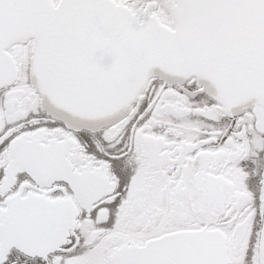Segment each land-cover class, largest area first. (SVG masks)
Returning a JSON list of instances; mask_svg holds the SVG:
<instances>
[{"label": "snow or ice", "instance_id": "6c2138e0", "mask_svg": "<svg viewBox=\"0 0 264 264\" xmlns=\"http://www.w3.org/2000/svg\"><path fill=\"white\" fill-rule=\"evenodd\" d=\"M0 264H264V0H0Z\"/></svg>", "mask_w": 264, "mask_h": 264}]
</instances>
